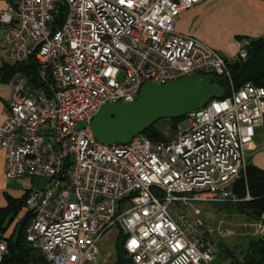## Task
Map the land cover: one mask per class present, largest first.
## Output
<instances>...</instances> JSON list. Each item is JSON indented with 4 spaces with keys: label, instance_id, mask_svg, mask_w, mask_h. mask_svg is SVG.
I'll return each instance as SVG.
<instances>
[{
    "label": "built area",
    "instance_id": "2783aa9c",
    "mask_svg": "<svg viewBox=\"0 0 264 264\" xmlns=\"http://www.w3.org/2000/svg\"><path fill=\"white\" fill-rule=\"evenodd\" d=\"M204 1L17 0L0 10L8 65L17 68L7 80L12 93L0 148L8 178H48L49 186L26 201L27 241L47 264L93 262L115 226L132 264L214 260L200 210L193 216L186 209L241 201L235 185L255 130L264 126V88L235 90L227 60L176 31L178 17ZM248 54L245 43L236 58ZM197 75L225 76L232 95L188 114L190 127L175 140L96 139L90 124L105 104L134 102L147 82ZM124 201L130 207L123 212ZM257 232L264 236V214ZM7 254L0 238V263Z\"/></svg>",
    "mask_w": 264,
    "mask_h": 264
},
{
    "label": "crops",
    "instance_id": "0c3cea01",
    "mask_svg": "<svg viewBox=\"0 0 264 264\" xmlns=\"http://www.w3.org/2000/svg\"><path fill=\"white\" fill-rule=\"evenodd\" d=\"M16 2L17 0H0V10H6ZM176 31L205 42L218 53L225 55V59L233 61L243 44L264 37V0H205L184 11L178 17ZM3 32L4 26L0 24V126L7 116L12 93L4 77L8 62L6 49L2 43ZM246 162L247 165L264 170V126L255 130L253 142L246 150ZM33 183L34 180L29 178H8L5 152L0 148V208L6 207L7 195L21 199L26 192L34 190ZM27 213L28 209L24 208L17 215L6 237L15 235L17 223L23 221ZM101 243L107 244L102 239L98 244L96 259L86 264H122L117 255L118 238L115 244V259H112V255L101 248ZM215 260L214 258L212 263ZM217 264L232 263L223 261Z\"/></svg>",
    "mask_w": 264,
    "mask_h": 264
},
{
    "label": "trees",
    "instance_id": "16d2710c",
    "mask_svg": "<svg viewBox=\"0 0 264 264\" xmlns=\"http://www.w3.org/2000/svg\"><path fill=\"white\" fill-rule=\"evenodd\" d=\"M59 10L60 15L56 18V23L61 25L62 19L65 16V6L63 3L59 5ZM247 44L249 54L245 61L238 58H235L233 61L226 59L235 90L240 89L246 83H252L264 88V37ZM16 70V67L7 64L4 70L5 79L8 80ZM211 77L213 82H217L225 89V95L222 99H226L232 95L231 84L225 76ZM185 118L186 116L171 121L177 124ZM155 125L146 131L144 135L152 141H168ZM30 192H26L21 199H15L7 195L6 207L0 208V238H4L8 242V254L0 264H47L43 255L34 250L27 241V229L31 219L30 211H28L23 221L17 223L15 235L6 237V233L17 215L24 208H27L26 201ZM235 192L240 197V202L215 205L220 206V209L243 213L252 221H259L264 214V170L253 165H247L245 172L242 173L241 178L235 185ZM248 195L250 196V200H246ZM125 238L121 230L117 246L118 260L122 264H132L124 249ZM122 242L123 244H120ZM245 249L242 261H238L233 253H227V257L232 264H264V236L249 238Z\"/></svg>",
    "mask_w": 264,
    "mask_h": 264
},
{
    "label": "water",
    "instance_id": "95a60500",
    "mask_svg": "<svg viewBox=\"0 0 264 264\" xmlns=\"http://www.w3.org/2000/svg\"><path fill=\"white\" fill-rule=\"evenodd\" d=\"M224 95L225 89L211 76L197 75L165 84L147 82L134 102L102 106L90 126L101 143L127 145L157 122L183 118Z\"/></svg>",
    "mask_w": 264,
    "mask_h": 264
},
{
    "label": "rangeland",
    "instance_id": "374dc122",
    "mask_svg": "<svg viewBox=\"0 0 264 264\" xmlns=\"http://www.w3.org/2000/svg\"><path fill=\"white\" fill-rule=\"evenodd\" d=\"M219 54L226 58L225 55ZM155 126L167 140H175L180 132L186 131L190 127V124L186 119L177 124L171 120H161ZM48 186L49 181L45 177H38L33 183V189L35 191H41ZM129 207L128 201H124L121 206L123 212ZM219 207L214 204L193 203V206L187 209L183 207V210L186 209L193 216L195 209L200 210L201 215L199 218L204 222L217 250L215 254L216 260L212 264L223 261L231 263L227 257L228 252L233 253L238 261H242L244 258L243 251L246 250L245 248L248 245L249 238H258L261 236L257 232V224H259V221H252L243 213L220 209ZM118 232H121V229L115 226L103 237V242L105 241L107 244L104 245L101 243V248L109 252L112 255V259H115L116 256L115 244L118 238Z\"/></svg>",
    "mask_w": 264,
    "mask_h": 264
}]
</instances>
